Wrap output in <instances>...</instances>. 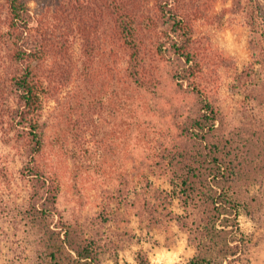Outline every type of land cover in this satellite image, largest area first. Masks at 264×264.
<instances>
[{"label":"trees","instance_id":"1","mask_svg":"<svg viewBox=\"0 0 264 264\" xmlns=\"http://www.w3.org/2000/svg\"><path fill=\"white\" fill-rule=\"evenodd\" d=\"M29 1L0 0V126L21 141L28 158L24 169L32 183L24 215L39 237L38 264L101 263V244L63 216L57 205L59 180L36 159L44 145V83L57 77L70 79L68 65L62 64L68 59L64 32L71 27L65 14L69 8L75 12L70 18L81 22L86 35V64L76 86L85 102L95 95L93 88L114 81L121 83L128 96L132 90L156 94L159 69L191 97L187 113L181 119L175 115L171 145L162 149L173 186L171 197L177 196L183 208L181 213L168 212L167 217L187 232L195 248L185 264L239 261L250 242L239 216L253 217L263 204L260 195L251 193L252 184L264 179L261 0H229V9L240 13L250 30L252 48L251 62L235 76L244 117L233 128H227L225 114L210 97L205 82L210 80L202 66L210 51L194 36L197 19L213 22L227 13L225 9L210 12L218 0H68L59 7L57 31L33 25ZM50 56L56 57L53 64L48 63ZM120 56L126 62L123 66ZM136 261L151 264L144 251L137 253ZM114 262L128 264L120 263L117 255Z\"/></svg>","mask_w":264,"mask_h":264},{"label":"rangeland","instance_id":"2","mask_svg":"<svg viewBox=\"0 0 264 264\" xmlns=\"http://www.w3.org/2000/svg\"><path fill=\"white\" fill-rule=\"evenodd\" d=\"M67 1L30 0L33 25L57 31L59 7ZM229 6V0H218L210 12L225 9L227 13L213 22L197 19L194 36L210 51L202 65L210 80H205L210 97L225 114L227 128H233L244 117L235 76L251 62L252 48L243 16ZM69 10L65 14L71 27L64 32L68 59L62 64L68 65L70 79L57 77L44 83V145L36 157L59 180L58 208L101 244L100 264H114L115 255L120 263L137 264L139 251L147 254L151 264H185L195 248L187 232L167 217L168 212L181 213L183 208L177 196L171 197L169 167L161 154L173 141L175 115L181 119L192 99L159 69L156 94L132 90L130 100L128 91L114 81L93 88L95 95L85 102L76 86L86 64V35L81 22L70 18L75 12ZM120 58L119 65H125L124 57ZM54 60L50 56L48 63ZM95 99L100 103L96 105ZM12 136V131L0 126V264H38L39 237L24 215L32 183L24 169L28 158L21 141ZM251 193L260 195L263 204L253 217L239 216L250 242L235 264H264V179L252 184Z\"/></svg>","mask_w":264,"mask_h":264}]
</instances>
